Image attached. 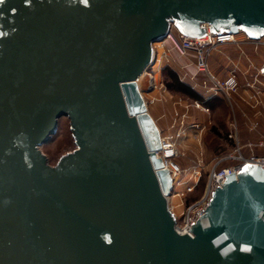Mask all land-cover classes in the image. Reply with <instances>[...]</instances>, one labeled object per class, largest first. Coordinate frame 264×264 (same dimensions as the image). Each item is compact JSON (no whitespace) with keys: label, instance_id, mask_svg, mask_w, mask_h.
I'll use <instances>...</instances> for the list:
<instances>
[{"label":"water","instance_id":"water-1","mask_svg":"<svg viewBox=\"0 0 264 264\" xmlns=\"http://www.w3.org/2000/svg\"><path fill=\"white\" fill-rule=\"evenodd\" d=\"M172 28L259 39L264 0H0V264H264L262 166L179 230L140 90ZM63 117L76 149L50 165Z\"/></svg>","mask_w":264,"mask_h":264},{"label":"rangeland","instance_id":"rangeland-1","mask_svg":"<svg viewBox=\"0 0 264 264\" xmlns=\"http://www.w3.org/2000/svg\"><path fill=\"white\" fill-rule=\"evenodd\" d=\"M172 32L176 38H179L177 29L172 28ZM155 48L158 61H160L154 69L157 79L155 82L156 87L150 88L148 76L143 78L140 87L144 96L149 100V113L155 117L157 126L161 129L163 136H170L176 140L179 154L177 162L188 175H190L189 173L192 174L195 169L200 172V180L196 189L194 192L188 193L183 199V202L189 205L199 200L205 193L209 173L218 158L224 157L234 150L235 142L234 139L230 138V135L235 136V124H227V115L230 114V109L226 104L218 103V107L215 110L210 109L208 112L202 108L204 107L203 105L201 108H197L195 106L196 100L169 90L166 84L167 81L170 82L166 73L167 70L173 71L180 82L190 87L204 101L203 97L206 98V94L203 82L206 80V76L203 73H198L199 65L197 62L183 56L172 40L164 43L157 42L155 43ZM242 48L246 51V54L247 51L251 52V46L247 47V44L238 46L227 45L220 49H215L207 57L210 73L221 80H225L231 70L237 66L241 69L240 76L242 79L249 67L248 60H245L247 55H241ZM262 51L264 52V49ZM233 58L236 59L234 60ZM238 61L240 63L237 64ZM192 75H196L194 80L190 78ZM242 83L246 82L243 81ZM205 108L208 107L205 106ZM247 108L250 110L247 122L252 119L251 117L259 119L264 116V114L261 115L263 109L251 108L248 105ZM69 124L70 121L67 117L61 118L57 133L47 144L41 147L42 152L48 155L50 165H56L63 155L76 149ZM251 125L248 123L237 124V134L242 144L255 142L259 139V133L251 130ZM243 130L247 132V141L243 140ZM259 132L264 135V128H259ZM259 153H264V151L261 150ZM172 202L174 206H177L181 201L178 198H174ZM176 211L180 215V208L176 207Z\"/></svg>","mask_w":264,"mask_h":264},{"label":"built area","instance_id":"built-area-1","mask_svg":"<svg viewBox=\"0 0 264 264\" xmlns=\"http://www.w3.org/2000/svg\"><path fill=\"white\" fill-rule=\"evenodd\" d=\"M179 38H176L171 30L168 38L161 41L162 43L172 40L175 46L179 48L181 54L190 60L197 62L198 73H203L206 76V80L203 82L207 102L211 99L219 98L228 102L232 107H236V101H246L248 107H256V109H263L261 115L264 114V65L261 67L255 66L251 60L250 53L246 54L243 49L241 54L247 55L249 67L247 69V75L244 74V81H241V69L235 66L229 76L225 80L219 79L214 76L208 70L207 57L216 49H220L227 45H246L251 46V50L255 55H259L264 49V37L254 39L241 32L239 34L232 33H210L208 36H202L199 38H191L182 34H178ZM160 43V42H159ZM155 49V61L151 64L149 69L145 72L149 77L150 88L156 87L155 66L158 65V55ZM192 58V59H191ZM157 62V63H156ZM191 66V65H189ZM152 71V72H151ZM197 75V74H196ZM196 75H192L191 80L195 79ZM154 79V83H152ZM197 86V84H196ZM204 101H196V107L201 108L209 112V108H205ZM234 124V123H232ZM234 135H230L231 139H234L235 148L230 154L218 158L213 168L209 173L208 185L203 196L194 203L186 205L183 199L188 193L194 192L197 187V183L200 180V172L197 169L193 170L190 175L185 173V170L177 162L179 157L176 140L170 136H163V146L165 149H161L159 152H165L166 158L170 164L172 170L173 190L172 200L178 198L181 202L174 206L172 202V212L178 218L179 230L191 232L193 225L200 219L206 209L209 206V202L212 198L213 192L219 187L218 178H223V172L227 171H240L246 164L262 166L264 169V135L260 134V124L255 123L251 125V130H255L259 133V139L255 142H249L242 144L237 134V124L234 125ZM176 207L180 208V215L177 214Z\"/></svg>","mask_w":264,"mask_h":264},{"label":"crops","instance_id":"crops-1","mask_svg":"<svg viewBox=\"0 0 264 264\" xmlns=\"http://www.w3.org/2000/svg\"><path fill=\"white\" fill-rule=\"evenodd\" d=\"M248 53H250V55L253 56L251 60L253 61L255 66L261 67L262 65H264V52L263 51H261L259 55H255L254 52H252V50H251V52H248ZM241 58H243V57L241 56ZM233 59L235 60L236 58H233ZM245 60H247V56H246ZM238 63H240V62L238 61L237 64ZM244 65L247 66L246 64H244ZM244 80H245L244 77H242L241 81L243 82ZM219 100L222 102L221 104H223V103L226 104L227 107L230 109L229 110L230 114L227 115V118H228L227 124H232V123H234V124H247V123L248 124H255V123H258V124H260V129L262 127L264 128V116L260 117L259 119H253V117H251L252 119H249V121L247 122V116H248V112L250 110H248V108H247V102L246 101L238 100V101H236V107L232 108L228 104V102H226L225 100H222V99H219ZM205 106H207V105H205ZM209 110H210V108H209ZM249 115L252 116V114H250V113H249ZM151 116L153 117V115H151ZM153 119L155 120V117H153ZM242 136L244 137L243 140L247 141V132L245 130L242 131Z\"/></svg>","mask_w":264,"mask_h":264},{"label":"trees","instance_id":"trees-1","mask_svg":"<svg viewBox=\"0 0 264 264\" xmlns=\"http://www.w3.org/2000/svg\"><path fill=\"white\" fill-rule=\"evenodd\" d=\"M168 78L170 79V82H166L167 87L169 90H171L173 93L185 95L192 100H198L202 101V98L193 90L190 89L187 85L180 82L178 76L171 70L166 71ZM205 105H207L210 109L215 110L218 107V103L221 104V101L218 98L211 99L207 102H204Z\"/></svg>","mask_w":264,"mask_h":264},{"label":"bare ground","instance_id":"bare-ground-1","mask_svg":"<svg viewBox=\"0 0 264 264\" xmlns=\"http://www.w3.org/2000/svg\"><path fill=\"white\" fill-rule=\"evenodd\" d=\"M145 76H148L147 73H144V74H143V76H142V78H141V82H142L143 78H145ZM151 82L154 83V79H152ZM140 86H141V83H140ZM140 90H141V87H140ZM141 92H142V90H141ZM142 95L144 96L143 92H142Z\"/></svg>","mask_w":264,"mask_h":264}]
</instances>
